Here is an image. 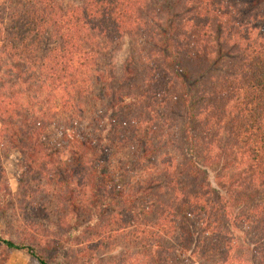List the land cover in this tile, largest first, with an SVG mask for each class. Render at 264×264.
I'll use <instances>...</instances> for the list:
<instances>
[{
  "label": "trees",
  "instance_id": "16d2710c",
  "mask_svg": "<svg viewBox=\"0 0 264 264\" xmlns=\"http://www.w3.org/2000/svg\"><path fill=\"white\" fill-rule=\"evenodd\" d=\"M4 17L0 146L34 235L0 233V264H264V0H10ZM14 197L0 166V208Z\"/></svg>",
  "mask_w": 264,
  "mask_h": 264
},
{
  "label": "rangeland",
  "instance_id": "374dc122",
  "mask_svg": "<svg viewBox=\"0 0 264 264\" xmlns=\"http://www.w3.org/2000/svg\"><path fill=\"white\" fill-rule=\"evenodd\" d=\"M10 11V0H0V17H4ZM5 18V17H4ZM132 46V42L128 37H125L121 42L119 50H117L112 59L114 64V73L117 78L121 66L128 55L129 49ZM103 84H93V99H89L86 109L92 110L94 115L98 109L107 102L103 93ZM52 148H62L64 145L60 138V135L55 129H51L46 137V141ZM154 144H157L156 141ZM2 146V145H1ZM0 146V166L4 169V175L7 180L8 187L15 197L6 205L5 209L0 208V233L12 240H29L30 236L34 235L33 231L29 228L30 222L24 217L23 207L26 202L20 198L21 193V182L26 178V172L21 162L19 154L10 149L7 145ZM62 146V147H61ZM132 160L130 153L125 154L123 162ZM220 165L216 166L215 173L209 172L210 178L213 179L217 171L220 173ZM42 249V247H41ZM2 249L0 248V255ZM50 255V254H48ZM7 263L6 264H37L34 259L19 251L6 252Z\"/></svg>",
  "mask_w": 264,
  "mask_h": 264
}]
</instances>
